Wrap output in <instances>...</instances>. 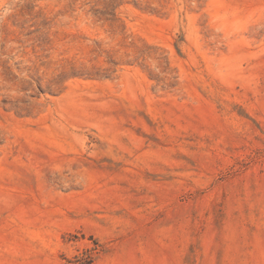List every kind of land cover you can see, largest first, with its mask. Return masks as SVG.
Here are the masks:
<instances>
[{
	"label": "rangeland",
	"instance_id": "374dc122",
	"mask_svg": "<svg viewBox=\"0 0 264 264\" xmlns=\"http://www.w3.org/2000/svg\"><path fill=\"white\" fill-rule=\"evenodd\" d=\"M0 264H264V0H0Z\"/></svg>",
	"mask_w": 264,
	"mask_h": 264
}]
</instances>
